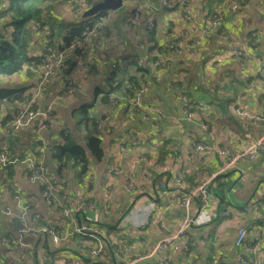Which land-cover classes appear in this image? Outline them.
<instances>
[{
    "label": "crops",
    "instance_id": "1",
    "mask_svg": "<svg viewBox=\"0 0 264 264\" xmlns=\"http://www.w3.org/2000/svg\"><path fill=\"white\" fill-rule=\"evenodd\" d=\"M247 2L249 8L246 6L237 9V15L243 13L250 16L256 11L259 16L256 18L255 12L252 24L248 28L244 26L247 33L255 31L256 40L250 48L253 55L252 64L249 66L251 72L247 64L241 70L245 75L247 67V73L252 74L249 76L250 81L254 80L250 87H245L247 89H240L241 93L247 94L248 99L244 101L245 95L242 99L237 98L235 101H238H233L230 107H247L264 114V0ZM242 25L243 20H239L237 29L240 32L243 31ZM215 44L222 46L221 41ZM217 56L224 59L226 57L224 54ZM228 59L226 62H229ZM231 62L234 64V61ZM236 64L238 63L235 66ZM31 80L30 77H25L15 83L25 85ZM76 100L77 98L72 99L68 106L60 110L63 121L69 126L77 123V120L65 116ZM148 101L170 112L169 118L164 120L165 123L159 121L167 126L164 127L166 133H170V123L173 124L170 128L177 133L174 135L176 137H172L173 144L167 142L166 148L164 147L167 150L165 154L152 152L154 159L156 158L155 166L151 167L153 174L145 173V163L138 161L140 156L147 155L137 153L131 148L130 142L133 141L131 138L135 136L134 133L139 136L138 132L129 131L136 120L124 122L120 115L117 116L118 122L113 124V130L103 136L102 142L106 158H110L114 166L107 167L105 161L92 162L89 171L78 177L75 168H70V171L62 170V174L68 172V177H62L58 181L56 208L53 205L47 207V197L43 194L45 190L38 189L37 183L31 182L29 178L26 181L21 172H17L19 185L29 195L26 198L25 218L30 225L38 226V232L21 233L24 246L13 251L18 258L7 263L0 258V264H128L133 260V264H243L240 259L252 255L260 264H264V150L254 161H237L227 170H224V165L229 157L222 158L216 151L224 147L228 153L234 154L244 149L249 140L264 134V122L242 121L234 115V110L232 115L239 123L235 124L234 129L223 128L219 121L204 120L199 115H192L191 120H187L180 117L178 102L162 106L154 88L149 91ZM57 119L60 120V117ZM201 120L207 122L205 124L208 130L201 128ZM153 126L158 127V123H153ZM24 133L26 135L19 136V140L26 136L21 145L30 143V134ZM154 136L153 146L162 147L164 139ZM40 140L47 143L52 141L47 133ZM177 143H182L180 153H172V148ZM198 144L212 147L213 151L203 158L202 154L193 152L192 146ZM119 150L122 153L118 157V163L114 164L110 155ZM129 174L138 179V185L130 190L127 189ZM205 180L209 181L205 201L199 204L194 199L187 211L192 220L197 215H207L209 221L199 225L191 223L180 238L172 240L158 254L151 255L153 247L161 239L175 236L183 225L186 210L182 205V196ZM65 197L72 202L71 205L64 201ZM87 197L92 199L90 204L98 202L95 204L98 208L90 210L87 205L76 210L73 218H70L71 209L80 208ZM104 204L110 207L101 215L99 209ZM44 215L52 216L56 222L52 220L45 223ZM85 218L89 220L86 232L91 234H87L88 236L80 230L85 226ZM50 223L52 228L41 227ZM113 228L121 229L126 237L116 250L110 248L111 242L117 244L119 241V238L108 233ZM240 228L247 231V239L242 246L237 247L235 239ZM75 234L79 238H75ZM98 235L101 240H98ZM17 242L15 239L13 247ZM254 250L257 254H253Z\"/></svg>",
    "mask_w": 264,
    "mask_h": 264
},
{
    "label": "trees",
    "instance_id": "2",
    "mask_svg": "<svg viewBox=\"0 0 264 264\" xmlns=\"http://www.w3.org/2000/svg\"><path fill=\"white\" fill-rule=\"evenodd\" d=\"M126 1L128 0H122V7L120 9L125 6L124 2ZM149 1L150 3L152 1L151 5L153 9L148 6H142L137 12V7L123 8L122 15L115 17V19L113 18L115 21L111 22V25L108 24L104 34H102L94 25L96 22H102L103 19L107 20L108 17L102 18L106 15L105 13L102 15L103 11H100L102 12L100 14L102 16L89 17L91 19L89 22L81 17L78 19L76 15L89 8V6L81 8L80 0H70L68 7L73 11V16L71 14L64 16L61 14L60 16L56 15L55 6L61 7L62 4L59 0H0V101L16 105L28 100L29 96L27 95L29 93L26 92L33 80V72H37L40 69L43 70L46 65L52 63L58 70L57 76L60 77L58 85L64 87L63 93L67 91L68 87L72 89V94H70V98L67 100L68 104L72 99L75 100L77 98L73 108L65 116L76 121L75 114L79 115L78 123L69 126L63 121L60 113L61 108L68 106V104L63 105L61 103L56 110L57 117H60V120L56 119V121L61 128L58 136L51 139L48 135L52 140L49 143L45 142V140L35 139L31 144H20L18 154L16 153L19 136L25 133H0V154L2 155L0 156V194L2 190H5L6 200L12 201L16 193H20L19 196L22 198L29 197L19 185L17 172H21L26 181L32 172L29 171L25 163L18 162L16 165L12 164V159H22L26 155L28 156L27 150L35 151L34 153L37 155L35 157L43 158L45 171L56 180L62 179V177L67 178L68 172L62 174V170L66 169L70 171V168L77 170L75 173L76 177L81 176L89 171L88 168L92 165V162L101 163L105 161L107 167L110 165L114 166L111 163V159L106 158L105 149L102 144L103 136L108 135L114 128V125L108 126L111 121L106 122L108 115L111 113L115 116L117 113L122 112L132 118L130 120H136L135 125L129 129L130 132H138L140 136L147 134L158 135L157 137L159 138L162 137L164 139L163 146H157V150L161 153L164 147L166 148L167 142L172 143L173 139L169 138L165 140L163 130L167 126H163L162 122L159 121L162 120L164 122L165 119L169 118L168 110L155 106L153 103L150 104L148 101L149 91L153 88L161 96L159 100L162 106H167L170 103L173 104L174 101L178 102V112L182 118L184 116L181 112V107L183 105V98H185L187 100V109L191 115H199L202 119L206 120L208 118L212 122L219 121V124L223 128L234 129L235 124L239 125L236 118L232 115L235 106H230L237 98L242 99L245 94L241 93L240 89L250 87L254 79L250 81L251 77L247 78L249 74L247 73V67L245 75H243V70L240 73V69L236 67L238 64L235 66V63L241 60L239 58H244L249 67L252 64L253 58L249 60L245 56L237 57L232 55L229 49L230 43H227L231 41L230 37L234 36L238 39L250 38L252 32L247 33L246 28L239 35L240 31L237 29V26L234 27L231 23L232 20L228 18L226 20L225 18L223 27L217 28L211 35L208 33L203 34L200 30V27H202L200 21L202 18H206L207 14L210 13L211 15L219 7L217 6L219 0H189L193 2L191 8L195 21L191 29L188 28L187 23L181 22L183 14L178 8H174L173 10L165 9L166 12H178L177 24L173 25L172 22L165 20L162 21L164 27L157 29L155 25L149 24L147 18L151 11L153 14L154 10L159 9L158 2L157 0ZM168 1L174 2L176 0ZM203 3L206 5L204 6ZM240 8L245 7L237 6L234 9H230V11L237 15V9ZM127 26H134L137 30L138 37L135 36V42H133L134 36L129 33L130 29ZM175 27H181L183 30H189V32L186 35H181V30L178 29V33L175 35ZM167 29L171 30V32H168ZM110 30L113 31V35H115L119 46L114 44V39L108 40L107 35L110 33ZM155 32H161L158 38L154 36ZM193 32L198 34V40H200L199 47L201 48H199L196 58L198 63L189 64L190 68H185L181 63H178L179 69L174 68L170 73H166L160 78H153L152 71L155 72L159 68V62H162V58L169 51L167 43H171L176 39L182 40L189 34L193 35ZM220 34L229 35V37H225L224 39L221 38V42H223L222 46L215 44V42L217 43L220 40ZM93 38L101 42L98 45L101 48V52L99 53L101 56L100 63L106 66L108 63L106 61L110 59L112 67L106 66L103 68L95 57L92 58L88 69H85V73L80 72L83 74L84 80L82 82L86 81V85H84L83 91L79 92L80 89L76 85L74 72H77L76 70L79 66L81 67V63H83L89 53L85 48V44L93 41ZM106 38L107 40L105 41L104 39ZM237 38L233 42H236ZM150 44L154 45L151 46L154 48V54L151 57V54H148L153 50L149 48ZM42 49H48L49 52L42 51ZM128 49L132 53L126 55L125 53ZM212 51L215 54L209 55ZM134 52H138V54ZM59 54H61L63 61L56 65V58ZM219 54L226 55L225 60L214 62L215 65H211V70L224 69L223 72H228L230 75L225 81L223 77H220L219 80L215 79L218 82L215 84L214 82H208L203 73L204 71L206 72V61L213 59ZM228 56L230 59H228ZM227 59L229 62H226ZM231 60L234 61V64ZM168 64H170V61H168ZM198 66H201V68L199 69ZM101 68L104 70H101ZM10 76L19 79L30 77L32 80L29 84L20 85L11 80ZM164 76L169 78V83L176 86V90L168 93V100L159 92L160 83ZM50 84L57 85L56 83ZM141 89H144V92L140 94L138 105H134L133 107V102H135V98ZM47 92L48 90L45 86L42 94L46 104L51 101ZM79 98L81 99L77 104ZM199 99H201L202 105L205 106V112L199 105ZM67 108H70V106ZM102 109L106 110V112ZM0 115L3 116L2 125H4L5 121L11 119V115L8 116L5 112H0ZM117 116L113 121L117 120ZM156 117L157 120H155ZM83 122V129H80L78 125H81ZM204 122L207 123L206 121ZM153 123H158V127L154 129ZM109 127L110 130H108ZM134 135L131 140L137 139V134L134 133ZM1 145H4V148ZM179 145L181 147L182 143H177V146ZM25 150L26 154H24ZM178 151L176 152L177 154L180 152ZM145 155L148 156H146L148 159L154 160L150 167L155 166V155L152 153L151 155L145 153ZM110 156L114 163V154ZM5 165H8V167L4 172L1 167ZM54 179H52V184L57 187L60 180L56 183ZM36 183L38 189H45L43 182ZM13 189L16 192L15 194ZM57 194L59 193L57 192ZM195 199L201 204L202 200L200 197H195ZM91 201L92 199L88 197L84 199L80 208L71 209L72 212L69 213V217L73 218L76 210L87 207ZM23 203L27 205V202ZM2 209L3 205L0 204V228L7 225L5 217L1 214ZM4 211L8 212L9 210L4 208ZM14 218V220H10V225H7L9 227L8 231L1 230L0 241L9 239L10 232L13 235V238L10 239L12 243H14L15 239L21 242L22 238L18 239L16 237V231L25 227L32 228L28 233L38 232V226L27 223L26 218L21 216L20 213L19 216H14ZM85 220L84 233L87 236V234L91 233L89 231L86 232L89 220L88 218H85ZM49 225L43 224L41 227H49ZM111 245L114 246L116 244L111 243ZM4 248L1 247V249ZM19 264L24 263L21 262Z\"/></svg>",
    "mask_w": 264,
    "mask_h": 264
},
{
    "label": "rangeland",
    "instance_id": "3",
    "mask_svg": "<svg viewBox=\"0 0 264 264\" xmlns=\"http://www.w3.org/2000/svg\"><path fill=\"white\" fill-rule=\"evenodd\" d=\"M82 1L85 2L84 3L85 6H87V7L89 6L88 9H90L93 5L99 3V0H82ZM59 2H68V0H59ZM233 2H234V0H219L218 3H217V6H219V7L216 10H214V12L211 13V15L209 13V14H207L208 16L206 18H204V19L202 18V20L200 21L202 27H200V28L201 29L205 28L206 23L207 22H211L216 17L217 13L219 15H224L225 18L233 20L231 23L233 24L234 27L237 24V22H239V20L240 21L243 20V25H242L241 29L244 30V26L248 28V26L251 25L252 22H253V20H252L253 14L256 11H253L250 14V16L244 15L243 13H241L240 15H235V14L231 13V11H230V9H234L235 8L234 5H233ZM151 3H152V1H151ZM151 3H150L149 0H128V1L124 2L125 6L123 8L137 7V12H138L142 8V6L143 7H146V6L150 7ZM246 3H247L246 6L249 8V2H246ZM69 4L70 3H62L61 7L60 6H55L56 15H58V16H60V14L62 16L66 15V14L67 15H70V14L73 15V11L71 9H69V7H68ZM190 4L193 5V2H190ZM203 5L205 6L206 4L203 3ZM122 9H119V10H117L115 12H111V11L105 10V11H103V13L100 12V11H97L94 14L90 15V18H93L96 15L98 17H100V16H102L105 13L106 16H103L102 18H107L108 17L107 20L103 19L102 22H96L94 27L97 30H99L102 34H104L105 29L107 28V25L108 24L111 25L110 23L115 21L114 20L115 17L122 15V12L124 11ZM158 10H160V9H158ZM157 11H153V14H152V11H151L150 14H149L147 20H148L150 25H155L157 27V29H162L161 27H164V23L162 21L168 20V21L172 22L173 25L177 24L176 21H177L178 16H179L178 12H176V11L157 12ZM84 12L78 13L76 15V16H78V19H80V17L82 18V14ZM101 13H102V15H100ZM257 16H259V13L256 12L255 17L257 18ZM90 18L86 17V18H83V19H86V21L89 22V21H91ZM131 26H127V28L130 29L129 33H131L132 36H134V41L133 42H135L136 41L135 36L138 37V32H137V30H136V28L134 26L133 27H131ZM178 29L181 30L180 31L181 35H186L187 31L183 30L181 27H175V30H174L175 35L178 33ZM167 31L171 32V30H169V29H167ZM252 33H255V31H252ZM160 34H161V32H157V33L155 32L154 36L156 38H158V36ZM107 38H108V40L114 39V44L119 46L118 41L115 39V35H113V31L110 30V33L107 35ZM107 38L104 39V40L106 41ZM116 38L119 39L118 36H116ZM128 38H129V36H128ZM93 39H94L93 41H90L89 43L85 44L86 45L85 48L88 50L89 53L87 54V56L84 59L83 63H81V67L83 69L79 66L78 69L76 70L77 72H74L76 85L80 89L79 92L83 91L84 85H86V81L82 82V80H84V79H83V74H81V73H85V69L86 70L88 69L89 63H91L92 58L95 57L96 60L99 61V63L101 62V56L99 54L101 52V48H99V46H98V45H100L101 42H98V40L96 38H93ZM199 45H200V40H198V34L196 32H193V35L189 34L187 37H185L182 40H177L176 39V40H174L171 43H167V47H168L169 51L166 54V56L162 58V62H159V64H160L159 68L156 69L155 72L152 71V77L153 78L154 77L155 78H160L161 76L165 75L166 73H170V71H172V69H174V68L179 69L180 67L177 65L178 63H181L182 66H185V68H190V65L194 64L195 62L198 63L196 58L198 56V50H199V48H201V47H199ZM151 46H154V45L153 44L149 45V48L153 49V50H151L148 53L149 55L151 54L150 57L152 56V54H154V52H153L154 48L151 47ZM44 50L49 52L48 49H42V51H44ZM130 53H132V51L130 49H128V51L126 50L125 54L129 55ZM134 53L138 54V52H134ZM211 53H213V51ZM111 59H112V57H111ZM58 60H60V62H62L63 58H59ZM168 61H170V64H168ZM106 62H108L106 64V66L112 67V62H110V59L108 61H106ZM245 64L246 63H241L239 61L237 67L241 70L242 66L245 65ZM211 65L212 64H210L209 60L206 61V63H205L206 72L204 71V73H203L204 77L206 78V80L208 82H214L216 84L217 80H215V79L219 80L220 77H223L224 81L227 80V78L230 75V74H228V72L224 73L223 72L224 69H215V70L212 69L211 70V67H212ZM106 66L102 65L101 67L105 68ZM160 67H161V69H160ZM198 67H199V69L201 68V66H198ZM103 68H101V70H104ZM54 73H56V71ZM79 73H80V75H78ZM10 79L14 80V81H16V80L18 81L19 80V78H14L13 76H10ZM50 79L51 78H49V85L47 86V90H48L47 95L49 97H51V100H53L56 97V94L58 92L59 86H61V85H58V82L60 81V77H58V76L52 77L51 82H50ZM168 81H169V78L164 76L162 78L161 83H160V90H159V92L163 95V97H166L167 100L169 98L168 97V93L170 91H172V90H176V86L174 84L169 83ZM50 83H56L57 85H53V84H50ZM164 83H165V85H164ZM61 88H64V87L61 86ZM28 92H30L29 89H28ZM155 93L157 95V98H161V96L157 92H155ZM247 99H248V97H247V94L245 93L244 101L247 100ZM40 100L43 102L42 107H44V109H45L47 104L45 103L44 96H42L40 98ZM184 101H187V100H185V98H184ZM199 102H201V99H199ZM62 104L66 105V104H68V101H63ZM16 106H17V104L14 105V104L5 103L4 101H0V112L1 113L5 112L6 114H8V116L11 115V117H12L13 114L15 113V111H16ZM102 110L104 112H106V110H104V109H102ZM168 113H170V112L168 111ZM90 115H91V113H90ZM117 115H120L121 120L124 121V122H126L127 120L132 119L127 114L119 112L115 116L113 115V113L108 115L106 122L113 121V119H116L115 117ZM75 118H76L77 123H78L79 115L75 114ZM237 118L242 120V121H246L247 120V119H242L240 117H237ZM155 120H157V117L155 118ZM207 120L209 121L208 118H207ZM2 121H3V116L0 115V128L2 127ZM115 121L118 122V120H115ZM115 121H113L112 123L108 124V126L113 125ZM168 122H170V121H168ZM78 126H79L80 129H83L84 122L81 125L79 124ZM172 126H173L172 123L168 124V128L170 129V133H166L163 130L164 136H166V137H164L165 139L176 137L174 135L175 134L177 135V133L174 132V130L172 128H170ZM55 129H56V134H55V137H56V136H58V132L61 130V128L59 126V127L55 128ZM51 131H52V129H51ZM25 138H26V136L18 141V143H17V153L16 154H18L19 149H20L19 148L20 144H22L24 142L22 140H25ZM28 138H29V142H30L29 144H31L34 141V137L32 135H28ZM154 138H155L154 135H147V134L142 135V136L139 135L136 140H133V141L130 142V144L132 146L131 148L134 149L137 153H147L149 155H151V153L153 151H156L157 153H159V151L157 150V146L154 147L153 144H152V140ZM112 145H114V144H112ZM1 146H2V148H4V145H1ZM28 147H30V146H28ZM141 149H142V151H141ZM177 150H179V151L181 150L180 145L179 146H177V145L173 146L172 153L177 152ZM166 151L167 150L164 149L162 151V153L165 154ZM20 154H21V151H20ZM24 154H26V150H25ZM0 156H2V155L0 154ZM18 162H22V163L27 164L26 157L22 158V159L21 158L12 159V164L13 165H16ZM7 167H8V165H5L4 167H1V168H3V171L5 172ZM27 167H28V165H27ZM148 168H150V170H148ZM144 171H145V173L153 174L154 170L150 166H144ZM180 172L182 173L183 171H180ZM128 179H129L130 185L132 187L138 185L137 184L138 183V179H137V177L135 175H130L129 174L128 175ZM58 181L59 180H57L56 183H58ZM133 184H135V185H133ZM14 188H16V187H14ZM44 188L45 189H43V190H47V191H45L43 194H46L49 197L51 196V194H55L54 193V188H55L56 191H58V187L53 186V184H52V175L49 174V173H48V176H46V182L44 183ZM13 192H14V194L16 193L14 189H13ZM5 194H6V191L2 190L1 194H0V204L3 205V209H2L1 214H2L3 217H5L6 224L10 225V220H14L15 219L14 216H19V213L21 214V216L25 217L26 204H24L22 201H20L19 203L15 202V197L19 196L20 193H16L15 196L13 197L12 201L11 200H6L5 199ZM103 196H104V193H103L102 197ZM19 198L22 199V197H19ZM64 201H66V203L68 205H71V203H72L71 201H69L67 199V197L64 198ZM51 205H53L55 208L58 206L56 199L52 198L50 203L47 205V207L50 208ZM109 207L110 206L108 205V208ZM4 208H7L9 211L5 212ZM43 219H44L45 223L51 222L52 220L56 222V220L52 216H48V215H44ZM7 225L2 227V228H0V232H1L2 229L4 231H8L9 227ZM50 226H51V223H50L49 227ZM49 227H47V228H49ZM50 228H52V227H50ZM19 230H21V229H18L16 231V236H22V234L18 233ZM108 233H111L112 236H115V237L119 238V241L117 242L116 245H114V246L111 245V249L112 250H116V248L117 249L120 248L121 244L126 239L123 231L121 229H119V228H116V229L113 228V229H110V231ZM11 238H13V235L9 232V239H5L4 241H0V258L3 259L5 262L10 261L12 259L18 258V255H15V252H13V251L17 247L20 246V242L15 243L16 246L13 247L14 243L11 242V240H10ZM19 238H21V237H19ZM75 238H79L77 234H75ZM97 238H98V240H101L100 235H98ZM8 240H9V243L11 245L8 243ZM21 244L24 245L22 242H21ZM1 247H5V248L1 249ZM77 248H78V245H77ZM95 250H96V248H95ZM56 264H58V262H56Z\"/></svg>",
    "mask_w": 264,
    "mask_h": 264
},
{
    "label": "built area",
    "instance_id": "4",
    "mask_svg": "<svg viewBox=\"0 0 264 264\" xmlns=\"http://www.w3.org/2000/svg\"><path fill=\"white\" fill-rule=\"evenodd\" d=\"M157 2H158V7L160 10L158 11L154 10V11L166 12L165 9L173 10L174 8H178L183 14L181 22L184 21L185 23H187L188 28L191 29L192 24L195 21H194V15L192 13V8H191V4L189 0H176L174 2H169L168 0H157ZM246 2L247 0L246 1L234 0L233 5L235 8L237 6L246 7V4H247ZM150 7L153 9L152 5ZM224 24H225L224 15H219L217 13L216 17L211 22H207L205 28H202L200 30L203 34L208 33L211 35L213 31H215L217 28L220 29L221 27L224 26ZM235 26H237V24ZM188 32L189 30H187L186 34ZM241 33L242 32H239V35ZM219 37H220L219 41H221V38L224 39L225 37H229V35L220 34ZM235 38L237 37L235 36L230 37L231 41L227 43V44L230 43V47L228 46L230 49V53L237 57L245 56L246 59L252 60L253 55H252V51L250 48L253 42L256 40V33H252L250 35V38H243V39L237 38L236 42H233ZM221 45H223V42ZM212 54H215V52L209 55H212ZM59 58H62L61 54H59V56L56 58L57 59L55 63L56 65L61 63L60 60H58ZM239 59L243 60V61L239 60L241 63L247 64V61L244 58H239ZM224 60L225 59L222 56H215L213 59H210L209 62L210 64H214V62L216 61L218 62V61H224ZM248 68L249 70H251L250 67ZM41 70L42 69L37 70V72H33L32 74L33 80L31 82V85L28 88L30 92H28V90L26 92V93H29V95H27L29 96V99L23 103L17 104L15 113L13 114L11 119L4 122V125H2V127L0 128V133L12 132V133L20 134L22 132H26V133L32 134L35 139H40L44 133H47L51 139L55 138V134H56L55 128L59 127V124L56 121L57 119L56 110L63 101H67L70 98V94H72V89L68 87L67 91L63 93L64 88H61V86H59L56 97L53 100L49 101L48 102L49 104L47 103L46 105V108L47 107L48 108L44 109V107H42L43 102L40 100V98L43 96L42 92L45 86L47 88V86L49 85V78L52 79V77L57 76L58 70L56 69V66L54 67L52 65V63L46 65V67L43 68L42 72ZM55 71L56 73H54ZM249 75H251V73L247 75V78ZM51 79H50V82H51ZM143 92H144V89H141L139 91V93L137 94L135 98V102H133V105H132L133 107L134 105H138L140 94ZM65 93L66 95L64 96ZM199 105L204 111L206 110L205 106L202 105V102H200ZM181 112L183 113V116L185 119L191 120L192 115L187 109V101H184V98H183V105L181 107ZM234 114L236 117L247 119L252 122H257V123L264 122V114L258 112L257 110L252 111L242 106H236L234 108ZM199 124L203 130H208V126L205 124L204 121H200ZM153 128L155 129L156 126H153ZM249 141H250L249 144H247L244 149L234 154L228 153L224 147L220 149H216L219 156H221L222 158L226 156L229 157L226 164L224 165V170H227L228 168L232 167L237 161H242V160L254 161L257 158L258 154L262 150H264V134L257 139L249 140ZM211 151H213V148L207 145H204V144H198V145L193 146V152L202 154L203 158H206L207 155ZM34 152L35 151L33 150H27V154H29L28 156L26 155V161L28 165L27 168L29 169V171L32 172L28 178L31 182L45 183L47 172L45 171L43 158L35 157L37 155H35ZM121 153H122V150H119V152L114 154L115 163H118V157L120 156ZM191 157L193 156L191 155ZM138 161L144 162L145 166H151L154 162V160L147 159V157L145 156H140L138 158ZM89 176H91V174H89ZM127 180H128L127 189L130 190L132 189V186L130 185L129 179ZM208 186H209V181L205 180L201 182L198 186H195V188L192 191L182 196V205L183 207H185V210H186V215L183 221V225L179 228L175 236L161 239L159 243H157L154 246L151 255L158 254L159 251L163 250V248L166 245L170 244L172 240L180 238V236L183 235L185 230L191 226V223L193 224L195 223L199 225V224L209 221V216L207 215H204V216L197 215L196 218L192 220L189 217L188 211H187L190 202L193 201L195 197H200L202 200V204H203V202L205 201L207 197ZM54 193L55 194H51L50 197L44 194V196L47 197L48 204L50 203L52 198L58 201L57 191L54 190ZM19 197L20 196L15 197L16 203H19L20 201L27 202L26 198L23 197L22 199H20ZM109 197H110V194H108L107 199H109ZM108 204L107 206L106 204H104V206H102L99 209V214L103 215L105 213V210L107 211V209H109ZM95 208H97L95 207V204H89L90 210H95ZM31 230L32 228L25 227L19 230L18 233L26 234ZM80 230H81V233L85 232L84 227L80 228ZM246 239H247V231H245L242 228L238 229L237 238L235 239V246L237 247L242 246L243 243L246 241ZM20 246H24V245H22L20 242ZM253 254H257L256 250H254ZM240 261L243 264H260V262L253 255L250 257H246L245 259L241 258ZM134 262L135 260L130 261L128 264H133Z\"/></svg>",
    "mask_w": 264,
    "mask_h": 264
},
{
    "label": "water",
    "instance_id": "5",
    "mask_svg": "<svg viewBox=\"0 0 264 264\" xmlns=\"http://www.w3.org/2000/svg\"><path fill=\"white\" fill-rule=\"evenodd\" d=\"M122 7V0H99V3L93 5L82 14V18L90 17L97 11H117ZM9 38V33H8ZM45 51V50H44ZM111 248V246H110Z\"/></svg>",
    "mask_w": 264,
    "mask_h": 264
},
{
    "label": "clouds",
    "instance_id": "6",
    "mask_svg": "<svg viewBox=\"0 0 264 264\" xmlns=\"http://www.w3.org/2000/svg\"><path fill=\"white\" fill-rule=\"evenodd\" d=\"M72 1H75V0H72ZM80 1H81V8H83L85 6V4H84L85 2H83L82 0H80ZM62 3H70V0H68V2H62ZM80 13H82V12H80ZM45 52H47V51L45 50Z\"/></svg>",
    "mask_w": 264,
    "mask_h": 264
}]
</instances>
